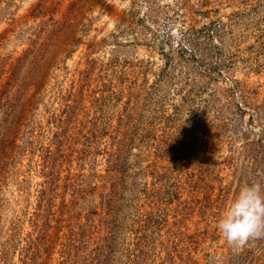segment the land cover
Segmentation results:
<instances>
[{"label": "rangeland", "instance_id": "374dc122", "mask_svg": "<svg viewBox=\"0 0 264 264\" xmlns=\"http://www.w3.org/2000/svg\"><path fill=\"white\" fill-rule=\"evenodd\" d=\"M250 183L264 0H0V264H264Z\"/></svg>", "mask_w": 264, "mask_h": 264}, {"label": "clouds", "instance_id": "9594fccd", "mask_svg": "<svg viewBox=\"0 0 264 264\" xmlns=\"http://www.w3.org/2000/svg\"><path fill=\"white\" fill-rule=\"evenodd\" d=\"M216 229L234 248L264 235V187L259 183L242 185L224 204Z\"/></svg>", "mask_w": 264, "mask_h": 264}]
</instances>
